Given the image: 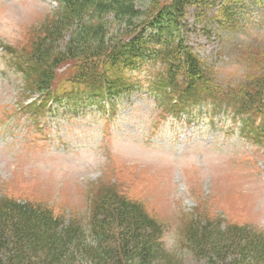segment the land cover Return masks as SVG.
<instances>
[{"label":"rangeland","instance_id":"rangeland-1","mask_svg":"<svg viewBox=\"0 0 264 264\" xmlns=\"http://www.w3.org/2000/svg\"><path fill=\"white\" fill-rule=\"evenodd\" d=\"M55 1L0 0V191L8 186L20 200L55 207L60 203L69 213L85 217L89 190L102 187L108 174L123 190L146 200L166 225L163 243L180 264H208L186 248L181 234V215L191 214L200 200L205 201L200 208H210L211 214L228 222L253 221L264 232V140L241 122L208 113L199 119L184 113L159 116L163 107L146 88L118 98L115 116L96 105L75 113L63 100L50 102L39 130L28 114H19L24 83L1 43L21 45L27 36L34 37ZM149 1L136 3L143 8ZM218 2L204 8L202 18L195 7L189 8L187 42L216 69L219 83L236 85L245 73L259 71L264 61V0L238 7L234 26L212 20ZM62 79L55 85H63ZM250 148L261 154H248ZM248 158L258 163L250 167Z\"/></svg>","mask_w":264,"mask_h":264},{"label":"trees","instance_id":"trees-1","mask_svg":"<svg viewBox=\"0 0 264 264\" xmlns=\"http://www.w3.org/2000/svg\"><path fill=\"white\" fill-rule=\"evenodd\" d=\"M136 1L59 0L56 13L23 42L31 61L24 69L28 87L58 99L99 102L105 94H119L127 70L153 61L158 89L170 87L189 105L224 109L264 140V61L259 71L225 86L215 79L216 69L186 42L189 8L202 18L216 0H150L145 9ZM227 12L226 18L233 19L232 9ZM68 61L71 69L59 73ZM59 76L70 82L55 85ZM246 160L250 167L258 163ZM123 186L108 181L92 188L83 219L60 203L20 200L5 185L7 190L0 192V264H160L168 259L161 242L164 224L146 200ZM204 203L181 215L190 252L208 264H264V232L252 223H227L221 214L200 208ZM176 261L172 254L170 262Z\"/></svg>","mask_w":264,"mask_h":264}]
</instances>
